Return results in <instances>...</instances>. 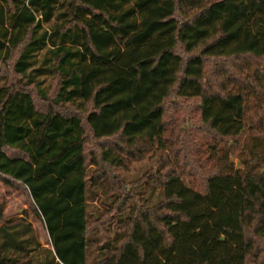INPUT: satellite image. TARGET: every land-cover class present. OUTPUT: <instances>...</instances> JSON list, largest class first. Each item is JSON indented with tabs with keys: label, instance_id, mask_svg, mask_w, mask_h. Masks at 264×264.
Here are the masks:
<instances>
[{
	"label": "trees",
	"instance_id": "obj_1",
	"mask_svg": "<svg viewBox=\"0 0 264 264\" xmlns=\"http://www.w3.org/2000/svg\"><path fill=\"white\" fill-rule=\"evenodd\" d=\"M0 65L20 76L0 85V178L26 188L52 245L41 246L27 217L8 219L0 264H89V189L131 190L115 170L124 149L157 142L169 155L165 103L174 94L199 98L196 132L225 145L186 171L161 159L147 196L141 187L140 201L123 197L122 230L92 264H248L258 254L264 0H0ZM48 76L54 96L42 87ZM30 86L56 105L92 108L84 118L40 110ZM86 125L110 143L93 172Z\"/></svg>",
	"mask_w": 264,
	"mask_h": 264
},
{
	"label": "rangeland",
	"instance_id": "obj_2",
	"mask_svg": "<svg viewBox=\"0 0 264 264\" xmlns=\"http://www.w3.org/2000/svg\"><path fill=\"white\" fill-rule=\"evenodd\" d=\"M193 11H190L192 13ZM183 13H178L179 17H182ZM48 26V24H45ZM20 76H17L10 67L6 65H0V85L13 86L19 82ZM57 79L48 76L43 80V86L49 93L54 96L55 89L57 87ZM30 91L35 99L36 105L40 110L48 111L49 108H54L66 113H77L81 115L82 118L86 117L92 106L86 103L85 109H77L75 105L66 104L56 105L50 100H45L42 98L39 91L34 87L30 86ZM199 98H184L177 96L176 94L171 95L165 103L166 108V124L167 132L166 137L169 139L167 155L162 149L158 148L157 142L153 143L147 148H143L140 151L136 149L133 154H127L124 149V162L121 168H115L118 175H120L131 188L130 191L127 188H115V185L111 186L110 183H102L99 186L92 187L88 192V209H89V235L93 237L94 241L89 247L88 251V262L92 264L101 254L100 246L106 243V241L113 237L116 232L122 230V222L120 220V213L117 208L120 203L123 202V197L132 194L135 196V200L138 202L142 198L140 192L141 187L145 191L147 196L149 190L151 189L149 184H151V177L157 172L158 167H160L161 159L167 155L170 163H175L179 168L184 167L185 171L190 168L195 163H205L209 164L207 158L211 159V154L214 153V146L223 147L225 143L218 138L211 139V136H205V138H200L196 132L197 125L194 124L199 110H198ZM87 126V125H86ZM87 150L89 157L91 158L93 164L91 165V172L98 168H101L102 163L96 162L99 159L101 153L102 145H108L105 140L95 138L87 126ZM242 140L244 137L241 138ZM217 140L218 142H216ZM225 142V141H224ZM115 144V142H113ZM117 153L121 152L120 143L116 145ZM121 147V148H120ZM179 147L182 149L181 155L173 154V149ZM231 159L238 167H244L243 164L237 158V154H233ZM188 160V162H186ZM207 160V161H206ZM190 165V166H189ZM169 166H164L167 169ZM190 180V178H188ZM131 181V182H129ZM134 181V182H133ZM150 181V183H148ZM191 181V180H190ZM134 184L138 185V189L134 188ZM122 189V190H121ZM136 192V195L134 194ZM156 199V194H152L151 200ZM113 200V204L111 203ZM128 207V206H126ZM0 208L3 210V218L0 219V225L11 218L27 217L28 221L32 224L34 229V234L37 239L41 242L43 247H52L50 236L44 226V223L40 218H38L34 210L31 207V201L26 188L18 183L7 184L4 183L0 178ZM126 211V210H124ZM261 247L258 254L251 255L249 257L248 264H264V240L260 239L258 241ZM39 252H33L32 254H38ZM35 262V260H34Z\"/></svg>",
	"mask_w": 264,
	"mask_h": 264
}]
</instances>
